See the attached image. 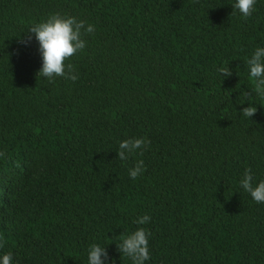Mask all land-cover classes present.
I'll return each mask as SVG.
<instances>
[{
    "label": "trees",
    "instance_id": "trees-1",
    "mask_svg": "<svg viewBox=\"0 0 264 264\" xmlns=\"http://www.w3.org/2000/svg\"><path fill=\"white\" fill-rule=\"evenodd\" d=\"M233 3L0 0V254L87 264L95 243L105 264H132L119 245L143 228L144 264H264V203L238 183L245 169L264 180V98L246 62L264 48V0L247 18ZM53 13L94 26L64 61L75 81L37 75L27 29Z\"/></svg>",
    "mask_w": 264,
    "mask_h": 264
},
{
    "label": "clouds",
    "instance_id": "clouds-1",
    "mask_svg": "<svg viewBox=\"0 0 264 264\" xmlns=\"http://www.w3.org/2000/svg\"><path fill=\"white\" fill-rule=\"evenodd\" d=\"M256 2L257 0H234L232 9L238 11L243 18H247L254 11ZM81 29L85 33H92L94 26L92 24L85 26L83 21H77L73 17L61 16L58 13L51 14L45 20L31 25L27 29L30 34L28 39L34 38L38 44L41 67L37 75L49 82L56 77H63L71 81L78 78L70 70L65 71L64 61L85 47V42L81 39ZM246 62L248 77L255 83L256 94L264 98V48L257 47ZM67 67L71 68L70 65ZM241 114L250 117L253 114L252 107L244 108ZM147 143V140L143 138L123 140L119 143L117 157L123 161L126 159L127 154L140 149ZM142 169L143 161H138L133 168L129 169V178L136 179ZM238 183L239 187L247 192L254 202L264 203V180L253 185L251 171L245 169ZM148 220L149 217L145 215L138 218L136 223L144 224ZM119 248L123 254L131 259L132 264H144L149 259L147 234L143 228H138L124 238ZM106 261L107 252L104 247L95 243L88 247L87 264H105ZM0 264H13L12 254H0Z\"/></svg>",
    "mask_w": 264,
    "mask_h": 264
}]
</instances>
